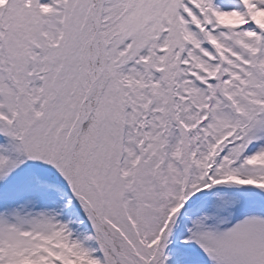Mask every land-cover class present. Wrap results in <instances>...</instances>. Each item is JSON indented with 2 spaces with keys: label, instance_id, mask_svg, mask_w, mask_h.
I'll use <instances>...</instances> for the list:
<instances>
[{
  "label": "snow or ice",
  "instance_id": "1",
  "mask_svg": "<svg viewBox=\"0 0 264 264\" xmlns=\"http://www.w3.org/2000/svg\"><path fill=\"white\" fill-rule=\"evenodd\" d=\"M0 264H264V0H0Z\"/></svg>",
  "mask_w": 264,
  "mask_h": 264
}]
</instances>
